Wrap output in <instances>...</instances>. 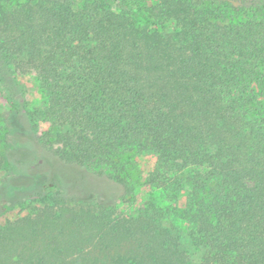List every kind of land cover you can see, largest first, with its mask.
<instances>
[{"label":"trees","instance_id":"16d2710c","mask_svg":"<svg viewBox=\"0 0 264 264\" xmlns=\"http://www.w3.org/2000/svg\"><path fill=\"white\" fill-rule=\"evenodd\" d=\"M14 73L52 132L22 152L47 185L0 264H264V0H0ZM146 154L144 185L185 202L116 215Z\"/></svg>","mask_w":264,"mask_h":264},{"label":"rangeland","instance_id":"374dc122","mask_svg":"<svg viewBox=\"0 0 264 264\" xmlns=\"http://www.w3.org/2000/svg\"><path fill=\"white\" fill-rule=\"evenodd\" d=\"M145 1L152 4L155 0ZM46 103L47 96L35 74L14 73L0 78V226L41 207L40 198L47 185L46 172L41 167L24 168L21 162L23 150L29 145H37L34 136L47 142L46 134L52 132L50 123L42 115ZM9 140L10 146L6 142ZM5 152H9L10 167L3 162ZM128 162L132 196L126 201L114 202L116 215L134 216L149 204L175 210L185 202L186 194L183 192L175 202L168 196V189L144 185L145 175L154 166L153 155H139ZM113 187V193L105 199L108 203L120 191L119 187ZM176 222L183 230L186 229L181 221Z\"/></svg>","mask_w":264,"mask_h":264}]
</instances>
